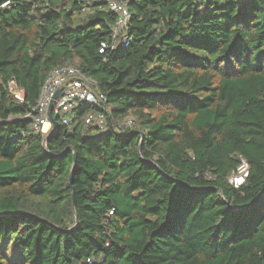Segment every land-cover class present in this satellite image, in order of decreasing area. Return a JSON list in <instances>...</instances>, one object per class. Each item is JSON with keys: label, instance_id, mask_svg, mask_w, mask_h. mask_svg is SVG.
<instances>
[{"label": "trees", "instance_id": "obj_1", "mask_svg": "<svg viewBox=\"0 0 264 264\" xmlns=\"http://www.w3.org/2000/svg\"><path fill=\"white\" fill-rule=\"evenodd\" d=\"M125 1L127 46L105 3L0 0V264H264V0ZM61 66L134 128L38 132Z\"/></svg>", "mask_w": 264, "mask_h": 264}, {"label": "built area", "instance_id": "obj_2", "mask_svg": "<svg viewBox=\"0 0 264 264\" xmlns=\"http://www.w3.org/2000/svg\"><path fill=\"white\" fill-rule=\"evenodd\" d=\"M101 2L108 5L109 9L118 17L113 27L114 44L128 45L130 38L126 31L131 18L127 1L125 0H88V4ZM8 5V3L6 4ZM86 6L83 7L85 11ZM113 48V47H112ZM108 49L107 43H102L100 53L104 54ZM7 90L16 101L25 104L26 96L23 89L19 88L16 80L12 78L7 83ZM59 92L57 98L56 94ZM107 98L96 83L75 66H61L53 69L47 78L37 105L28 112L25 118L31 117L34 121V128L44 135L53 131V124L50 120V106H52L53 117L59 118L62 124L70 126L77 109L83 107H100L103 111L91 113L86 118L87 133L89 136L104 135L112 129L118 135L128 129L134 128L133 120H124L117 124L109 123V116L104 107ZM248 176L247 168L243 176H233L231 183L234 187H240Z\"/></svg>", "mask_w": 264, "mask_h": 264}, {"label": "water", "instance_id": "obj_3", "mask_svg": "<svg viewBox=\"0 0 264 264\" xmlns=\"http://www.w3.org/2000/svg\"><path fill=\"white\" fill-rule=\"evenodd\" d=\"M58 95H59V92L56 94V96H55V98H57L58 97ZM49 116H50V120H51V122H52V124H53V131L50 133V134H52L54 131H56L57 129H58V127H59V123L56 121V119L53 117V114H52V106H50V114H49Z\"/></svg>", "mask_w": 264, "mask_h": 264}, {"label": "rangeland", "instance_id": "obj_4", "mask_svg": "<svg viewBox=\"0 0 264 264\" xmlns=\"http://www.w3.org/2000/svg\"><path fill=\"white\" fill-rule=\"evenodd\" d=\"M83 1L87 2L88 0H83ZM135 125H136V123H135ZM246 168H247V166L245 164H243V166L240 168L239 172H237V174H235V175L243 176L245 174V172H246ZM235 175H233V176H235ZM230 182H231V180H230Z\"/></svg>", "mask_w": 264, "mask_h": 264}]
</instances>
